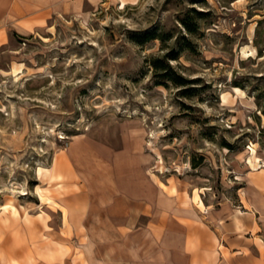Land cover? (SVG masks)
<instances>
[{
	"label": "rangeland",
	"instance_id": "1",
	"mask_svg": "<svg viewBox=\"0 0 264 264\" xmlns=\"http://www.w3.org/2000/svg\"><path fill=\"white\" fill-rule=\"evenodd\" d=\"M78 134L132 141L193 199L168 239L188 227L189 253L170 260L213 264L198 227L264 189V0H0V261L137 259L129 216L106 238L98 207L61 201Z\"/></svg>",
	"mask_w": 264,
	"mask_h": 264
},
{
	"label": "crops",
	"instance_id": "2",
	"mask_svg": "<svg viewBox=\"0 0 264 264\" xmlns=\"http://www.w3.org/2000/svg\"><path fill=\"white\" fill-rule=\"evenodd\" d=\"M66 158L70 165L68 180L77 189H68L61 201H87V205L98 207V217L103 214L101 219L107 227L99 235L106 238L121 234L115 228L117 217L129 216L126 218L128 223L135 225L133 236L142 239L143 245L132 248L137 259L130 262L36 261L31 264H187L185 261H171L170 255L185 257L189 253L186 245L188 227L183 232L181 228L174 231V236L177 234L179 240L182 238L181 245L171 246L168 239L173 232L172 226L181 227V220H187L190 215L181 201L193 199H185L182 194L171 191L169 185L156 181L143 164L145 157L139 147L128 141L122 149L113 150L104 143L78 134L70 141ZM121 202L125 207L121 208ZM218 210L210 212V233L198 227L195 244L209 246L211 252L214 249L213 264H264V189H259L257 196L248 201L240 200L237 206L225 203ZM82 212L85 223L86 209ZM94 212L88 211V214L95 216ZM142 215H146L144 222L140 221ZM114 250L107 253L116 255L118 251ZM0 264L6 262L0 261Z\"/></svg>",
	"mask_w": 264,
	"mask_h": 264
},
{
	"label": "trees",
	"instance_id": "3",
	"mask_svg": "<svg viewBox=\"0 0 264 264\" xmlns=\"http://www.w3.org/2000/svg\"><path fill=\"white\" fill-rule=\"evenodd\" d=\"M200 12V11H199ZM187 28H188V30L190 31L191 29L187 26ZM176 83H182L183 82V79L182 78H180V77H177V79H176V81H175Z\"/></svg>",
	"mask_w": 264,
	"mask_h": 264
},
{
	"label": "bare ground",
	"instance_id": "4",
	"mask_svg": "<svg viewBox=\"0 0 264 264\" xmlns=\"http://www.w3.org/2000/svg\"><path fill=\"white\" fill-rule=\"evenodd\" d=\"M250 163H251V161H250ZM252 164V163H251ZM261 164V163H260ZM252 165H254V164H252ZM261 166H264V164H261V165H258L257 167H255V168H253V169H258L259 167H261Z\"/></svg>",
	"mask_w": 264,
	"mask_h": 264
}]
</instances>
